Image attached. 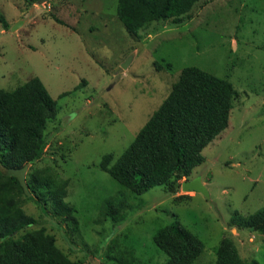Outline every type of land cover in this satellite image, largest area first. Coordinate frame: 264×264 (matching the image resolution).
Masks as SVG:
<instances>
[{
	"label": "rangeland",
	"instance_id": "374dc122",
	"mask_svg": "<svg viewBox=\"0 0 264 264\" xmlns=\"http://www.w3.org/2000/svg\"><path fill=\"white\" fill-rule=\"evenodd\" d=\"M117 8L118 0H0L11 27L0 23V90L38 77L58 103L26 179L50 169L69 181L66 202L77 209L72 231L65 219L23 200L38 221L30 230L46 228L79 264H112L106 254L115 240L133 248L140 264H164L169 257L154 236L178 221L204 245L194 264H216L224 238L245 262L264 264V235L229 225L235 212L264 208V0H202L181 24L153 23L137 35ZM190 66L229 80L236 91L229 127L190 178H200L207 193L185 192L183 179L175 196L161 186L134 195L101 170L102 159L124 153ZM182 195L192 198L175 200ZM115 197L133 208L116 225L103 209Z\"/></svg>",
	"mask_w": 264,
	"mask_h": 264
},
{
	"label": "trees",
	"instance_id": "16d2710c",
	"mask_svg": "<svg viewBox=\"0 0 264 264\" xmlns=\"http://www.w3.org/2000/svg\"><path fill=\"white\" fill-rule=\"evenodd\" d=\"M201 1L118 0L117 15L126 30L137 35L153 23L181 24ZM0 23L11 29L1 12ZM235 92L229 80L198 67L184 68L132 144L116 161L113 154L105 155L101 170L134 195L161 186L175 196L182 180L190 179L205 162L203 151L229 127ZM57 113V101L38 77L12 92L0 90V264H79L69 259L46 228L30 230L38 221L23 206V200L34 201L43 212L65 219L72 231H78L77 209L66 202L69 181L50 169L34 170L26 179L28 196L18 179L7 175L11 169L39 161L47 144L48 123ZM190 198L182 195L175 200ZM103 209L116 225L124 223L133 208L115 197L106 200ZM229 225L264 235V208L250 216L235 212ZM154 242L169 257L164 264H194L204 251L203 243L178 221L158 230ZM112 245L106 254L112 264H140L133 248L117 240ZM216 256V264H260L245 262L230 238L221 241Z\"/></svg>",
	"mask_w": 264,
	"mask_h": 264
},
{
	"label": "water",
	"instance_id": "95a60500",
	"mask_svg": "<svg viewBox=\"0 0 264 264\" xmlns=\"http://www.w3.org/2000/svg\"><path fill=\"white\" fill-rule=\"evenodd\" d=\"M47 0H41V2H46ZM18 28V25L16 27H14L12 30H16ZM27 166L22 168V169H11L10 171H8L7 175L9 177L13 176L15 178L18 179V181L20 182L21 186L23 187V189L25 190L26 194L28 196H30L31 194L29 193V189L27 187V183H26V171H27ZM183 190L185 192H190V191H198V192H202V193H207L206 187L202 184L200 178H196V179H189L186 180L183 183Z\"/></svg>",
	"mask_w": 264,
	"mask_h": 264
},
{
	"label": "clouds",
	"instance_id": "9594fccd",
	"mask_svg": "<svg viewBox=\"0 0 264 264\" xmlns=\"http://www.w3.org/2000/svg\"><path fill=\"white\" fill-rule=\"evenodd\" d=\"M185 180H187L186 178H185ZM195 192V191H194Z\"/></svg>",
	"mask_w": 264,
	"mask_h": 264
},
{
	"label": "crops",
	"instance_id": "0c3cea01",
	"mask_svg": "<svg viewBox=\"0 0 264 264\" xmlns=\"http://www.w3.org/2000/svg\"><path fill=\"white\" fill-rule=\"evenodd\" d=\"M192 193H194V192H192ZM193 196V195H192Z\"/></svg>",
	"mask_w": 264,
	"mask_h": 264
},
{
	"label": "built area",
	"instance_id": "2783aa9c",
	"mask_svg": "<svg viewBox=\"0 0 264 264\" xmlns=\"http://www.w3.org/2000/svg\"><path fill=\"white\" fill-rule=\"evenodd\" d=\"M184 180H185V178H184Z\"/></svg>",
	"mask_w": 264,
	"mask_h": 264
}]
</instances>
